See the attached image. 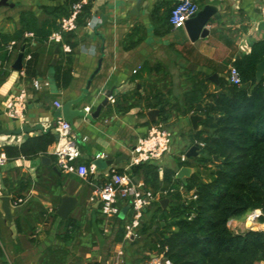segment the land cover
Wrapping results in <instances>:
<instances>
[{"label": "crops", "instance_id": "obj_1", "mask_svg": "<svg viewBox=\"0 0 264 264\" xmlns=\"http://www.w3.org/2000/svg\"><path fill=\"white\" fill-rule=\"evenodd\" d=\"M195 1L198 11L207 5L213 13L205 26L207 35L194 41L185 26L171 27L168 14L173 0H96L70 37L73 50L68 58H64L59 45L31 39L29 53L35 52L37 60L35 76L27 77L25 62L22 70L12 69L18 52L11 54L0 78V129L15 130L26 125L40 126L41 130L0 134V150L3 146H19L29 136L48 131L55 135V102L62 105L85 93L73 108L85 107L87 113L94 111L105 92L110 93L114 102L108 98L94 120L76 117L71 126V136L79 151L77 162L89 166L95 159H104L89 181L76 173H62L51 155V145L45 155L51 159L50 164L42 163L39 155L11 158L0 165V195L6 193L13 202L20 199L14 208L16 235L13 236L0 213V264H143L159 254L149 246L156 240L154 230L164 225L166 212L176 203L174 198L158 195L143 215L141 225L149 229L143 233L137 229L132 236L125 237V226L131 219L128 205L120 202L122 217L108 221L101 213L100 202L90 197L92 183L99 185L111 171L129 174L131 150L153 124L146 113L151 108L158 109L150 106L153 102L165 104L167 120L157 123L171 134L168 152L152 162L160 177L165 169L176 173L182 167L178 166L182 155L193 173L201 171L194 164L200 153L196 157H186V153L193 144L202 145L198 132L205 136L211 130L202 124L204 115L184 114L195 104L189 98V80L195 75L204 78L211 92L218 88L220 79L228 80L233 61L247 55L252 43L264 40L260 16L264 0ZM7 3L0 7V31L4 33L21 27L23 11L31 12L40 26L51 21L59 23L60 19L48 9L69 11L72 2L7 0ZM57 46L56 64L52 65ZM99 60V71L87 88ZM58 69L69 71L71 79L66 86L62 84V74L56 78ZM214 75L217 82L211 79ZM34 79L39 81V89L33 87ZM20 90L27 93L26 109L24 119L16 120L6 115L5 105ZM192 114L201 116L196 128L189 120ZM132 178L142 184L140 178ZM178 191L183 199L192 195L181 186ZM63 195L77 201L65 218L56 214ZM165 198L168 200L162 206L160 201ZM51 213L56 217L50 218ZM248 224L246 217L228 222L236 232L249 229Z\"/></svg>", "mask_w": 264, "mask_h": 264}, {"label": "trees", "instance_id": "obj_2", "mask_svg": "<svg viewBox=\"0 0 264 264\" xmlns=\"http://www.w3.org/2000/svg\"><path fill=\"white\" fill-rule=\"evenodd\" d=\"M90 7L84 8L78 24ZM48 10L59 19L69 13L68 9L58 7ZM20 23L21 27L12 33L0 31V78L11 57L6 49L10 41H15L14 48L20 50L24 46V54L29 53L31 39L45 42L59 27L56 21L38 25L29 11L20 13ZM26 31L31 32L32 37H26ZM72 34H62V43L71 48L70 53L64 54L65 59L73 50ZM58 45L61 47V43ZM29 54L24 73L33 77L37 55L31 51ZM263 59L264 40H258L252 43L247 55L232 63L238 70L240 85L220 79L218 88L211 92L204 78L195 75L189 80V98L195 104L184 114L204 115L202 124L211 132L205 136L197 133L202 145L194 164L201 171L192 173L185 184H179L175 172L169 169L163 170L160 177L158 167L152 162L130 166L129 175L142 180L143 190H151L153 194L167 191L166 196L176 200L166 212L164 225L154 230L156 240L149 246L150 250L162 253L170 264H255L264 261V230L236 232L228 225L230 219L243 217L253 210L262 212L259 222L264 223V78L259 82L255 79V66ZM59 75L63 86L69 84V71L58 69L57 79ZM150 106L159 109V117L153 123L167 120L163 102H153ZM54 143L55 135L48 131L29 136L19 146H3L2 150L7 159H28L48 155V147H53ZM188 165L187 159L179 160V167ZM180 186L192 192L190 198L180 196ZM52 217H56L54 213L50 214ZM138 229L143 233L149 228L140 225Z\"/></svg>", "mask_w": 264, "mask_h": 264}, {"label": "built area", "instance_id": "obj_3", "mask_svg": "<svg viewBox=\"0 0 264 264\" xmlns=\"http://www.w3.org/2000/svg\"><path fill=\"white\" fill-rule=\"evenodd\" d=\"M95 1L96 0L73 1L70 5L68 15L59 20L58 29L48 36L47 41L57 45L61 43L62 51L64 53H70V46L62 43V34L64 32L75 31L78 26V18L82 14L84 8L88 5L92 6ZM198 10L199 6L195 0H173L168 21L172 28H182L185 22ZM260 16L261 20L264 22V1L260 7ZM25 36L31 37L32 33L26 32ZM14 47L15 41H10L6 45V49L11 54L15 51L19 52V49ZM29 59L30 54H24L23 52L22 61L26 62ZM228 81L232 85L241 84L238 70L235 67L230 68ZM32 85L35 89H39L38 80L34 79ZM26 99L27 93L24 90H20L7 101L5 105L6 115L12 119L23 120L26 109ZM109 100L110 102H114V99L111 97H109ZM55 106L59 109L61 103L55 102ZM55 135L57 138L51 150V155L54 156L59 170L64 174L76 173L86 181L91 179V175L95 174L97 167L94 163L85 166L77 162L79 151L74 138L71 136L70 123L58 118L55 124ZM170 144V132L161 123H153L146 136L139 138L133 146L131 150V165L159 160L168 152ZM7 160L4 151L0 150V165H3ZM181 160H185L183 155L181 156ZM88 183L91 184V182ZM92 186L90 199H97L100 202L101 213L106 220L115 221V219L120 216V202L123 201L128 205L131 219L125 226V237L132 236L134 231L140 227L145 211L152 206L155 198H157L158 195L165 196L167 194V191L153 194L151 190H142V184L134 182L133 178L127 172L119 173L115 170L110 172L105 181L99 185L92 183ZM19 202L20 199L14 202L12 201V204L15 207ZM261 215L262 212L260 210H253L246 214L245 217L249 222V228H253V225H260L258 220ZM260 230H264V227H260ZM143 264H170V262L164 258L162 253H159L153 257H149ZM255 264H264V261H258Z\"/></svg>", "mask_w": 264, "mask_h": 264}, {"label": "water", "instance_id": "obj_4", "mask_svg": "<svg viewBox=\"0 0 264 264\" xmlns=\"http://www.w3.org/2000/svg\"><path fill=\"white\" fill-rule=\"evenodd\" d=\"M7 0H0V7L7 5ZM139 4V2L137 3ZM213 13V10L209 6H204L203 9L200 11H197L190 19H188L184 26L185 29L189 35V38L191 41L196 40L198 37H204L207 35L208 30L205 28L207 21L211 17ZM59 51V47L57 46L55 50V56L52 61V65L56 64L57 60V53ZM23 52H24V46H22L17 53L16 59L14 60L12 64V69L20 71L22 70L23 67ZM101 65V60L98 61L96 69L93 71L91 74L89 80L87 81L86 87H89L90 81L93 79V77L97 74L99 71ZM264 78V59L260 62H258L255 66V79L257 82L261 81ZM211 79L214 82H217L215 79V75L211 77ZM110 96L109 92L103 93V98L101 101L96 105L94 111L87 113L85 107H80V108H73V106L77 105L84 97L85 93L80 94L77 98L74 99H69L65 101L59 109L55 111L53 114V117L55 119L61 118L65 121H68L70 125L73 127V120L76 117H81L86 120H94L101 108L108 103V98ZM147 117L150 122H155L158 118L159 115V110L157 108H151L147 111ZM201 119V116L198 114H192L189 116V120L191 121V124L194 128L197 126V122ZM41 130V127L39 126L38 128H31L26 125H23L22 127L15 129V130H5V129H0V134H13V133H20V132H32L34 130ZM55 138L57 136L55 135ZM199 154V146L197 143L193 144L187 151L186 157H196ZM214 159L216 157L214 156ZM41 161L42 163L45 164H50L51 159L48 156L42 155L41 156ZM104 161L103 158H98L95 159L93 162L96 167L100 166ZM116 163V162H115ZM56 170V168H55ZM193 173L192 169L186 166H182L176 173H175V178L180 179L183 184L186 183L187 178ZM136 182V179H133ZM168 199H161L160 204L163 206L167 202ZM76 199L74 197L68 196V195H63L61 197V202L56 210V214L61 217L65 218L70 211L73 209V207L76 205ZM14 206L12 204V199L9 195L6 193H1L0 195V213L2 214V217L5 221L6 226L10 229L12 232L13 236L16 235V226L14 224ZM122 212H120V217H122ZM249 230H257L253 228H249Z\"/></svg>", "mask_w": 264, "mask_h": 264}, {"label": "rangeland", "instance_id": "obj_5", "mask_svg": "<svg viewBox=\"0 0 264 264\" xmlns=\"http://www.w3.org/2000/svg\"><path fill=\"white\" fill-rule=\"evenodd\" d=\"M15 52H16V51H15ZM15 52H14V53H15ZM244 217H245V215L242 217V219H244ZM253 226H257V225H253ZM245 229H247V228H245ZM256 229H257V230H260V227L257 226Z\"/></svg>", "mask_w": 264, "mask_h": 264}, {"label": "bare ground", "instance_id": "obj_6", "mask_svg": "<svg viewBox=\"0 0 264 264\" xmlns=\"http://www.w3.org/2000/svg\"><path fill=\"white\" fill-rule=\"evenodd\" d=\"M257 226H261V227H264V224H263V225H257ZM257 226H253V228H256Z\"/></svg>", "mask_w": 264, "mask_h": 264}]
</instances>
